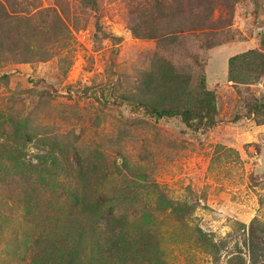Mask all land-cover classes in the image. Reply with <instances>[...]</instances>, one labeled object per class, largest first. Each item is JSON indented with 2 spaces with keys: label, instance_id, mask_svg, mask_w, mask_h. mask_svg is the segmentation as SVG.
<instances>
[{
  "label": "rangeland",
  "instance_id": "obj_1",
  "mask_svg": "<svg viewBox=\"0 0 264 264\" xmlns=\"http://www.w3.org/2000/svg\"><path fill=\"white\" fill-rule=\"evenodd\" d=\"M246 51L264 0H0V264L71 237L80 264H264V73L228 74ZM201 74L213 126L141 105L192 103ZM117 223L136 255L103 263Z\"/></svg>",
  "mask_w": 264,
  "mask_h": 264
},
{
  "label": "trees",
  "instance_id": "obj_2",
  "mask_svg": "<svg viewBox=\"0 0 264 264\" xmlns=\"http://www.w3.org/2000/svg\"><path fill=\"white\" fill-rule=\"evenodd\" d=\"M259 57V58H257ZM264 73V55L258 51H246L240 54L231 56L228 59V74L230 80H236L237 78H242L239 82H248L250 81L249 77L252 75H259V77ZM258 78V76H256ZM193 102L190 104H160L152 105L149 103H142L141 105L147 110V112L155 117H180L181 121L191 129H199L200 127H211L216 123V114H217V105L216 97L214 92L207 88L205 82L204 74H201L196 89L193 93ZM192 95V94H191ZM256 108L264 109V99L255 104ZM181 206L172 204V210L175 213H179ZM91 216H103V212H99L98 208H92L91 212H87ZM109 213L112 218H118L114 215L112 208H110ZM183 216V213L180 214ZM254 222V220L252 221ZM251 222V223H252ZM117 228L114 230L110 240L112 243L106 242L103 246V256L100 257L101 262L109 263L112 261L114 256L123 257L126 260L132 258L131 255H136L133 249L130 248L132 241L127 239L126 234L123 232V228L117 223ZM198 239L204 240L205 234L199 228H197ZM72 241L71 247L65 249V247L60 248V245H64L58 242H55L53 238H48L42 243L44 244L43 252L45 255L50 257L46 262H52L54 264H80L81 263V243L78 237H71ZM37 246L40 245L39 241H35ZM42 255L41 251H36L31 256L30 262L23 264H37V260Z\"/></svg>",
  "mask_w": 264,
  "mask_h": 264
}]
</instances>
